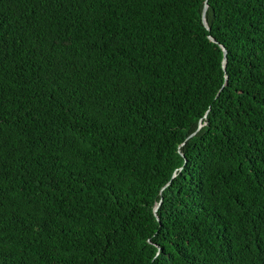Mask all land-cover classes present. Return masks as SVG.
<instances>
[{
    "label": "trees",
    "instance_id": "obj_1",
    "mask_svg": "<svg viewBox=\"0 0 264 264\" xmlns=\"http://www.w3.org/2000/svg\"><path fill=\"white\" fill-rule=\"evenodd\" d=\"M0 264H264V0H0Z\"/></svg>",
    "mask_w": 264,
    "mask_h": 264
},
{
    "label": "water",
    "instance_id": "obj_2",
    "mask_svg": "<svg viewBox=\"0 0 264 264\" xmlns=\"http://www.w3.org/2000/svg\"><path fill=\"white\" fill-rule=\"evenodd\" d=\"M207 9H208V3H206V6H205V9H204V12H203V16H202V20H203L204 26L209 30L208 23L206 21V11H207ZM210 40L212 42H216L212 37H210ZM222 49H223L224 56H225V58H224V68H226L227 50L223 46H222ZM192 136H194V134ZM161 205H162V200L160 201V203L155 208V214H156V217H157L158 220H159V218H158L157 212H158L159 208L161 207Z\"/></svg>",
    "mask_w": 264,
    "mask_h": 264
}]
</instances>
